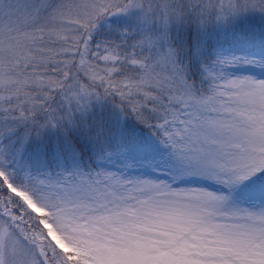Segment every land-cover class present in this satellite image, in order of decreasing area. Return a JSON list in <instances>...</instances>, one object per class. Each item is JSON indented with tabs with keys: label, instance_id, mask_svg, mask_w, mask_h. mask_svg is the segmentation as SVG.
I'll return each instance as SVG.
<instances>
[{
	"label": "snow or ice",
	"instance_id": "1",
	"mask_svg": "<svg viewBox=\"0 0 264 264\" xmlns=\"http://www.w3.org/2000/svg\"><path fill=\"white\" fill-rule=\"evenodd\" d=\"M0 264H264V0H0Z\"/></svg>",
	"mask_w": 264,
	"mask_h": 264
}]
</instances>
